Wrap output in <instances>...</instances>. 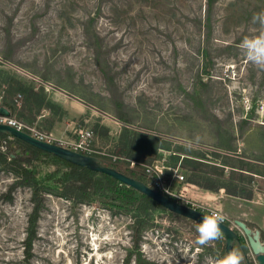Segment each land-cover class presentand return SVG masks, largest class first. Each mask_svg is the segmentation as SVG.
Returning <instances> with one entry per match:
<instances>
[{
  "label": "rangeland",
  "instance_id": "1",
  "mask_svg": "<svg viewBox=\"0 0 264 264\" xmlns=\"http://www.w3.org/2000/svg\"><path fill=\"white\" fill-rule=\"evenodd\" d=\"M261 11L264 0H0V103L7 76L32 87L53 108L33 122L12 117L43 132L49 118L74 120L72 133L90 127L93 154L111 152L125 130L157 137L170 150L159 148L154 161L179 167V185L196 174L250 189L251 199L229 198L225 210L198 205L241 235L234 218L260 231L264 70L239 45L257 34L251 20ZM70 138L58 142L69 147ZM11 182L0 169V194ZM30 195L19 187L12 201L0 197V264H25ZM198 224L156 210L135 247L130 215L46 194L27 262L208 264L225 242L201 248Z\"/></svg>",
  "mask_w": 264,
  "mask_h": 264
},
{
  "label": "trees",
  "instance_id": "2",
  "mask_svg": "<svg viewBox=\"0 0 264 264\" xmlns=\"http://www.w3.org/2000/svg\"><path fill=\"white\" fill-rule=\"evenodd\" d=\"M7 77L0 106L6 107L11 116L16 115L33 122L42 110L53 108L54 105L44 95L32 87L23 85L11 76ZM53 113L61 114L59 109ZM58 120L60 118L47 119L45 131H49L54 122ZM1 141L5 142V146L2 149L0 144V169L11 175L12 182L7 190L0 194V197L5 201H12L13 194L19 187H27L31 194L32 208L28 216V229L24 239L25 264H29L27 258L30 256L36 222L43 208L46 194H54L77 204L99 202L112 214L130 215L133 231L132 242L135 247L138 244L140 229L150 223L156 210H165L146 194L121 183L106 173L69 163L16 137L0 132V143ZM157 142V137L139 133L130 134L125 130L113 145L111 152L94 155L119 172L134 177L153 188L142 165L154 161L159 148L170 150L169 146L159 145ZM53 143L59 144L57 141ZM179 150L178 148L177 151ZM113 156L115 160H112ZM171 156L176 162L178 155ZM45 164H49L50 168H46L48 166ZM186 182L210 191L223 188L231 196L245 199L252 197L250 189L244 190L237 185L213 183L208 177L196 174L189 176ZM240 242L244 243L241 238ZM220 253L219 258L225 255L224 249Z\"/></svg>",
  "mask_w": 264,
  "mask_h": 264
},
{
  "label": "water",
  "instance_id": "3",
  "mask_svg": "<svg viewBox=\"0 0 264 264\" xmlns=\"http://www.w3.org/2000/svg\"><path fill=\"white\" fill-rule=\"evenodd\" d=\"M0 114L4 116L11 115L9 110L4 106H0ZM0 132L10 137H16L69 163L85 167L96 172L106 173L119 180L121 183L133 187L139 192L146 194L165 210L177 214L183 218L200 223L204 216L209 215L197 208L181 204L165 196L144 182L119 172L115 168L102 162L101 159L95 155L84 154L61 144L37 139L26 131L16 129L15 127L4 123H0ZM233 221L237 229L242 232L246 240L245 243L248 247L249 253L254 258L252 259L251 257L250 259L248 253L240 242V236L238 235L237 230L233 229L227 223H223L221 225L223 239L225 242L224 254H226L230 249L234 248V243H237L245 256L246 264H264V242L260 239V231L258 229L252 230L242 220L234 219Z\"/></svg>",
  "mask_w": 264,
  "mask_h": 264
},
{
  "label": "built area",
  "instance_id": "4",
  "mask_svg": "<svg viewBox=\"0 0 264 264\" xmlns=\"http://www.w3.org/2000/svg\"><path fill=\"white\" fill-rule=\"evenodd\" d=\"M0 123H4L12 127H15L16 129L26 131L33 137L43 141H47V142L56 141L50 134L43 131H39L30 124H25L21 121H18L14 119L11 115L4 116L0 114ZM93 138H94V133L90 127H81L75 130L73 133V137L70 138L69 141H67L69 145L68 148L84 154L94 155L93 150L91 148V143ZM112 160H115V156L112 157ZM142 166L144 172L150 178V182L154 189L158 190L165 196L181 204L201 210L198 205L184 198L185 195L183 193L182 188L178 190H174L172 188L171 186L172 180L175 179L178 181H182L184 179V176L180 173L179 167L172 166L167 163L166 157L163 156L158 160L152 161L147 164H143ZM213 212H220V211L216 209H210L208 210V212L205 213L211 214ZM224 223H227L226 219ZM253 258L254 257H252V259Z\"/></svg>",
  "mask_w": 264,
  "mask_h": 264
},
{
  "label": "clouds",
  "instance_id": "5",
  "mask_svg": "<svg viewBox=\"0 0 264 264\" xmlns=\"http://www.w3.org/2000/svg\"><path fill=\"white\" fill-rule=\"evenodd\" d=\"M251 22L257 27V34L243 38L239 47L250 64L264 70V11L254 14ZM225 219L220 212L204 216L196 228L198 234L196 244L203 248L220 240L223 237L221 225ZM208 264H246V260L239 248H232L223 257L209 258Z\"/></svg>",
  "mask_w": 264,
  "mask_h": 264
},
{
  "label": "crops",
  "instance_id": "6",
  "mask_svg": "<svg viewBox=\"0 0 264 264\" xmlns=\"http://www.w3.org/2000/svg\"><path fill=\"white\" fill-rule=\"evenodd\" d=\"M75 126H76V124H75L74 120L62 119V120L55 121L52 128L49 131H46V133L50 134L58 142V140L73 137L72 132H73V129H75L74 128ZM171 186H175L178 189L182 188L184 195L186 197L190 198V200H193L194 202H196V205H198V204H201V205L209 204V205L213 206L215 204L216 208H218L220 210L227 209L225 206L229 202L232 203V199H229V198H235L236 200H241V201L243 200L244 201V199H240V198H236L235 196L223 194V188H220V190H218V191H208V190L199 188V187H197L191 183H188V182H184V183L179 185V182H177L175 179L172 180ZM237 204H238V201H237ZM239 204H240V202H239ZM198 206H200V205H198ZM260 212H262V216L260 218L261 222H262V227H259V228H260L261 233H263V235H264V208L260 209ZM243 221L245 222V224L247 226H249V222H253V221L246 220V219H243ZM238 235L244 241V243L241 242V244L244 247V249L246 250V252L249 254V250H248V247L245 243L246 240H245L244 236L239 234V232H238ZM260 239H261V241L264 242L261 234H260ZM234 248L240 249V247L237 243H234Z\"/></svg>",
  "mask_w": 264,
  "mask_h": 264
},
{
  "label": "bare ground",
  "instance_id": "7",
  "mask_svg": "<svg viewBox=\"0 0 264 264\" xmlns=\"http://www.w3.org/2000/svg\"><path fill=\"white\" fill-rule=\"evenodd\" d=\"M79 105V104H78ZM78 107V106H77ZM78 109H79V107H78ZM81 109V108H80ZM83 109V108H82Z\"/></svg>",
  "mask_w": 264,
  "mask_h": 264
}]
</instances>
